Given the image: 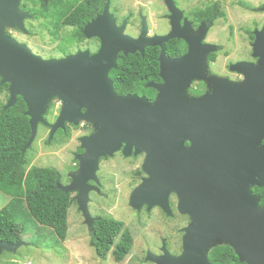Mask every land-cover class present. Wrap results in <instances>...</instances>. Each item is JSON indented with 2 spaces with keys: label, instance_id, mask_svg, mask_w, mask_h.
Instances as JSON below:
<instances>
[{
  "label": "water",
  "instance_id": "obj_1",
  "mask_svg": "<svg viewBox=\"0 0 264 264\" xmlns=\"http://www.w3.org/2000/svg\"><path fill=\"white\" fill-rule=\"evenodd\" d=\"M20 1L0 0V83L8 84L9 92L4 110L14 106L18 96L26 105L30 137L22 153L32 145L39 124L50 128L48 142L57 130L65 131L66 123L93 126L94 133L79 138L83 152L74 155L79 168L71 175V183L62 185L59 178L56 183L65 194L76 192L74 200L87 228L91 231L100 219L88 210V182L97 181L99 158L120 150L124 156L142 153L141 169L146 177L131 191L129 206L136 211L144 205L147 210L158 207L171 216L168 198L174 193L177 212L191 218L189 226L182 229L180 255H170L163 246L162 256L147 252L145 260L211 264L209 249L225 243L240 263L264 264V205L259 206L260 196L250 190L264 186V30L255 32L252 44L256 64L231 65L230 70L241 74L243 80L230 83L215 76L206 78V59L216 47L200 50L197 38H203L208 27L202 23L196 33H186L173 22V4L168 3L172 13L168 35L147 38L143 26L134 39L123 34V25L117 28L106 16L107 2L103 13L84 27L87 37L102 40L96 56L78 52L44 60L6 34V29L25 31L23 20L29 14L20 13ZM40 1L47 4L53 0ZM172 39H183L188 46L181 58L165 56L163 44ZM147 47L160 48L158 75L163 83L154 85V101L135 94L119 96L107 76L117 68V55H143ZM195 79H207L212 84L211 94L188 98L186 90ZM53 99L61 103V109L55 123L49 124L44 114ZM221 188L234 197L229 201L235 211L227 219L216 211L209 213L210 204H221ZM23 244L0 242V254L14 252Z\"/></svg>",
  "mask_w": 264,
  "mask_h": 264
},
{
  "label": "rangeland",
  "instance_id": "obj_2",
  "mask_svg": "<svg viewBox=\"0 0 264 264\" xmlns=\"http://www.w3.org/2000/svg\"><path fill=\"white\" fill-rule=\"evenodd\" d=\"M168 3L170 5L173 4L175 9L173 22L179 23V28H184L182 30L186 33H196L198 28L196 30L191 28L190 22L187 20H184L182 25L180 24L183 14L180 7L186 12H192L196 8L217 5L218 11L223 16L216 19L211 27L207 25L208 28L205 35L203 38H197V42L199 43V48H204L205 46L206 49L208 45L215 46L214 52H217L220 47L221 51L216 53V56L221 66L249 52L250 49L248 50V39H246L245 31L248 32L253 29L252 23L256 24L258 21L260 25V22L264 21V13L256 10L257 7H262V11L264 12V0H116L112 3L111 8L108 7L106 16H109L110 20L113 19L117 28L123 25V34L133 38L128 34H138L137 17L139 12H141L146 16L148 15L149 18L148 26L144 19H142L141 24V29L143 26L146 28V37H164L171 32L172 28V13L169 10ZM252 9H255V11ZM166 11L169 14V32L165 35L148 36V32L152 34L153 32L160 31V28L166 27V19L163 17ZM126 18L131 20L128 28H126L128 23ZM23 27L25 29L24 20ZM13 29H6V32ZM22 32L26 34L27 30L25 29ZM42 36H45L44 32H42ZM19 37L22 40L26 39L25 35H20ZM205 38L209 43L202 44L200 41L205 40ZM32 45V48H35L36 52L39 53L36 48L37 43L32 41ZM210 77L212 78V76ZM210 77L208 78L211 79ZM216 79L225 80V78L221 77H217ZM209 89L210 92L207 94H211L212 84H209ZM8 99L9 92L7 88L6 91L0 92V108L2 105L5 106L7 104ZM50 104L44 114V120L47 123L51 122L49 124H54L55 122L52 123V121L56 116L58 117L57 112H60V110H58L56 105L50 109ZM59 131L61 130H57L52 140L48 142L50 128L42 124L38 125L36 137L26 152V168H31V166L55 168L59 171L60 183L62 185H68L72 180L71 175L75 174L79 168V164L74 157V153H77V149H79V138L87 134V130L81 126L73 129L70 128L68 135H64L66 133L65 131H62L63 134L61 135ZM112 162H120L116 170L111 165L103 166L105 171V173L102 172L105 182L103 192L106 197H101L95 193L88 195V210L92 217H110L123 223L124 228L129 230L133 237V245L129 254L121 262L116 263L110 253L102 261L96 256L94 249L90 247V230L84 223V218L78 209L76 200H74L76 192L75 194L74 192L70 193L73 202L68 210V230L63 242H59L50 229L34 225V223L24 224V231L21 232L23 239L17 242H23L25 244L17 247L14 252L11 251L9 255L5 253L3 257H0V261L11 260V264H155L154 262L145 260L146 254L149 252L155 257L162 256L163 246L170 255H180L182 252V238L180 242L179 233L172 231L174 226L176 230L184 226L185 222L183 218L176 220L169 219L158 207H153L154 209L152 210L138 212L129 206L128 200L130 193L138 183L136 177L133 176V171L136 166L140 165L141 158L127 159L126 163L122 165L120 164L123 161L118 157ZM72 170L73 172H71ZM8 200V197L0 193V215L6 213ZM182 229L181 233L184 235ZM27 242H32L36 247L25 246ZM180 248L181 252L179 253ZM5 252L10 253L9 251Z\"/></svg>",
  "mask_w": 264,
  "mask_h": 264
},
{
  "label": "trees",
  "instance_id": "obj_3",
  "mask_svg": "<svg viewBox=\"0 0 264 264\" xmlns=\"http://www.w3.org/2000/svg\"><path fill=\"white\" fill-rule=\"evenodd\" d=\"M94 1V4L89 3L85 7L91 9L95 6L91 17L101 11L107 0ZM200 12L192 11L191 14L199 17ZM205 13L208 22H214L223 16L217 5L206 7ZM177 43L171 41L164 44L167 55L169 50L179 53L176 46H171ZM157 55L158 50L154 47L145 48L143 55H120L118 67L112 69L110 76L114 91L118 95L139 92L146 81L156 80L159 69ZM213 56L214 54L211 55ZM7 88L8 84H0V92L6 91ZM25 111L26 105L20 96L14 106L6 110L4 105L0 108V193L9 198L6 213L0 215V236L11 238V241L20 239L19 234L24 231L23 225L34 223L50 229L57 240L63 242L67 236V216L73 198L70 193L65 194L57 189V169L36 166L26 168L27 150L22 153V149L30 137V126L29 118L24 116ZM59 133L63 134L61 131ZM68 133L66 130L64 135ZM80 151L78 149V152ZM254 190L260 196L259 206H263L264 186L254 187ZM89 245L98 258L104 260L110 253L113 260L119 263L129 254L133 237L120 221L100 217L93 223ZM207 256L211 264H244L240 263L233 250L226 246L214 247L208 251Z\"/></svg>",
  "mask_w": 264,
  "mask_h": 264
},
{
  "label": "flooded vegetation",
  "instance_id": "obj_4",
  "mask_svg": "<svg viewBox=\"0 0 264 264\" xmlns=\"http://www.w3.org/2000/svg\"><path fill=\"white\" fill-rule=\"evenodd\" d=\"M115 1L116 0H107L105 2L104 6L102 7L101 11L96 13L93 17H91L90 16V14L92 13L91 11H93L95 9V6H93L91 9H85V7L89 3L94 4L95 3L94 0H53L47 4H44L40 0H22L20 5H19V11H20V13L27 12L29 14V16H27L24 19V26H25V29L27 30V33L25 34L22 31H20L19 29L15 28L13 30H8L6 32V34L8 36H10L11 38L15 39L18 43L26 45L29 49H31L33 51V53L35 52L34 53L35 55L41 57L44 60L66 58V57H68L70 55H74L78 52H82V53L87 52L90 57H94L99 53V51L101 49L102 40L98 36H93L91 38H88L84 34V27L87 24H89L91 21L96 19V17L100 16L103 13L104 7H105L107 2H109L108 7L111 8L112 3H114ZM180 9L183 11L182 20L180 21L181 25L183 24L184 20H187L188 22H190L191 28L196 30L198 28V26L202 23H205L206 25H209L210 27L213 24V22H208V20L206 18V13H205L206 6L203 8L201 7V8L195 9V11H198V10L201 11L199 17L193 16L191 14V11L186 12L181 7H180ZM252 10L255 11V9H252ZM256 10L260 11V13L261 12L264 13L262 11L263 10L262 7H257ZM163 17L166 19V27L160 28V31L153 32L152 34H150L148 32V34H147L148 36L165 35V34H167V32H169L170 21H169V14L167 11H166L165 15H163ZM126 19H127L126 21L128 22L126 28H128L130 26L131 20L129 18H126ZM137 19H138L137 20L138 21L137 22V24H138L137 30H138V34H139L140 29H141L142 19L145 20V22L148 26V19L149 18H148V15L146 16L143 13L139 12ZM260 23H261L260 25L258 24V21L256 22V24L252 23L253 29L251 31H248V32L245 31L246 39H248L247 40L248 50L250 49L248 53H244L243 55L238 56L237 58H235L231 61H228L223 66H221L218 63V59L216 56V53L221 51L220 47H219V50L217 52L210 53L207 56L206 78H208L210 76H217V77L225 78V80H228V81L233 82V83H239L243 80V76L241 74H238L237 72H232L229 67H230V65L235 64V63H248V64H253V65L256 64L257 58H254L252 56L251 44L253 43V41L255 39L254 38L255 32L257 33V32H260L261 30H264V21H261ZM118 25H120V24H118ZM148 29H149V27H148ZM42 32L45 33V36H42ZM138 34L137 35L128 34V35L135 38L138 36ZM20 35H25L26 39L22 40L19 37ZM32 41H35L37 43L36 48L39 51V53L36 52L35 48L34 49L32 48L33 47ZM171 41H175V43L178 42L177 45L172 44L171 46H176V48H177L176 51L179 50V53L175 52L174 50H169V54L167 55L166 51L164 49V44H167L168 42H171ZM168 42L163 44V50H164L166 58H168V59L181 58L188 50V46H187L186 42H184V40H182V39H172V40H169ZM201 43L206 44L209 42L206 41V38H205V40L201 41ZM154 48H157V50H158V55H157V59H158V56L160 54V48L159 47H154ZM199 49L201 50V48H199ZM136 53H138V52H136ZM212 54H214L213 57H211ZM120 55L127 56V55H124L123 53H119L117 55L116 62H118ZM157 62H158V60H157ZM111 71H112V69L109 70L107 73V76L109 79H110V76H112ZM158 73H159V69L157 72V79L146 81L142 85L143 88H141V90H139V92L126 93L124 95H119V96H125L128 94H135L139 97H144L149 102H153L156 95H157V90L154 88V85H160L163 83V81L159 77ZM101 75L103 76L104 73H101ZM209 92H210V89H209V84L207 82V79H201V80L195 79V80H192L190 82V85L188 86V88L186 90V95L190 99H198V98L203 97L204 95H206ZM50 105L53 107L56 105L58 110L61 109V103L56 99H53ZM57 113L59 114V111ZM56 118H57V116H56ZM56 118L52 121V123L55 122ZM49 123H51V122H49ZM80 126L87 130V132H86L87 134H85L84 136H89L90 134L94 133L93 126H91L90 124H86V123L82 124V125L79 124L77 126L66 123L65 124V132H66V130L69 131L70 128L73 129V128H78ZM185 146H188L187 142L185 143ZM78 147L80 149V145ZM77 151H78V149H77ZM82 152L83 151L81 150L80 152L74 153V155L80 154ZM117 157L123 161L120 165L125 164L127 159L141 158L140 165L136 166L134 171H133V176L136 177L137 182H138L134 186V188L141 182V180L144 177H146L145 173L141 169L143 161H144V154L141 153V154L134 155V153L132 152L129 156H124L122 151L120 150V151L114 153L112 156H106V157L99 158L98 169L95 172V176L97 178V181L96 182L95 181H89L88 182V185L90 187L89 195L95 193L97 195H100L101 197H106V196H104L105 194L103 192V188L105 187V182H104V178L102 175V172L105 173L103 166L104 165H111L116 170L118 168L120 162L116 163V162H112V161L116 160ZM111 159H113V160H111ZM73 170L71 172H73ZM70 174H72V173H70ZM68 183H70V182H68ZM254 187H256V186H253L250 189L251 194L257 195L255 193ZM218 197H217L218 202H219V204L221 202V204H220L221 206L218 203L217 204L219 206H217L216 204H215V206L213 204H210L209 207L211 209V212L209 209V213L215 214L214 211H216L218 213L217 214L218 216H220L221 218L227 219L235 211L232 201H231V203L229 201V200H234L233 193L231 191H226V189L221 188L219 190ZM230 197H232V199ZM168 201H169V206H170V211H171V216H168V218L172 219V220L183 218L185 223H184V226L182 228L188 227L189 224L191 223V218L189 215H181L177 212V209H176L177 197L174 193H170ZM152 209H154V208H152ZM142 210L148 211L146 205H144L138 212H140ZM94 218H100V216H94ZM10 226H11V224H10ZM182 228L176 230V228L174 226L173 231H172L174 233H176V232L179 233L180 242H181V238L183 235V233H181ZM9 236L11 237V233ZM20 236H21L20 239L13 240V241L10 240L11 238L5 239V237L0 236V242H6V243H10V244L15 243V242L23 239V234H21ZM25 246L36 247L35 244H32V242H27V244ZM218 246H226V247L230 248V246H228L225 243H223L222 245H218ZM218 246H216V247H218ZM211 249H213V248H211ZM211 249H209V251ZM180 252H181V248L179 250V253ZM5 253L8 255L11 254V252L8 253V252L3 251L0 254V257H3L5 255ZM101 260L103 261V259H101ZM0 264H11V260L10 261H0Z\"/></svg>",
  "mask_w": 264,
  "mask_h": 264
}]
</instances>
